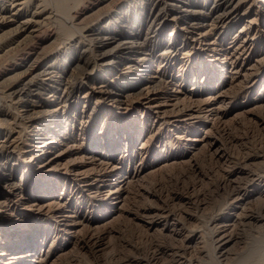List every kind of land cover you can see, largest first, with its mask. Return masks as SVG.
<instances>
[{"label":"rangeland","instance_id":"374dc122","mask_svg":"<svg viewBox=\"0 0 264 264\" xmlns=\"http://www.w3.org/2000/svg\"><path fill=\"white\" fill-rule=\"evenodd\" d=\"M102 1L84 0L78 9H71L73 0L61 5L71 4L68 15L88 28L104 26L106 17L120 9L121 35L144 42L141 53L147 58L127 70L124 57L133 55L126 53L122 63L117 59V65L89 74L84 65L93 64L90 59L101 52L87 53L76 75L95 79L79 93L78 83L74 91L61 86L59 91L64 87L63 97L71 103L66 118L59 120L68 127L56 139L63 148L74 144L75 150L57 165L47 162L48 168L58 170L55 174L33 173L46 166L16 157L7 162L0 175V200L9 196L10 204L0 212V264H264V34L251 29V40L244 42L245 32H240L254 13L232 27L226 25L230 29L225 34L221 29L200 38L194 55L185 57L182 51L166 60V45L179 46L181 40L178 34L168 38L173 27L163 20L164 0H116L113 7ZM196 1V6L212 2ZM47 2L51 7L60 4ZM247 6L239 12L248 13ZM63 12H57V22L47 21L29 44L12 50L3 43L0 84H8L22 71L20 66L39 53L43 57L35 63L38 68L50 59L53 74L68 67L63 58L77 53L54 49ZM115 25H106L104 31L111 32ZM211 44L218 46L215 59ZM226 52L235 55L232 64L222 60ZM32 80L43 85L41 77ZM151 88L154 103L145 102L142 94ZM45 95V102H52L50 94ZM12 145L21 147L19 140ZM54 154L48 151L47 160ZM5 178L18 188L6 189ZM229 236L237 240L224 249L227 259L217 258L219 239ZM21 254L30 255L14 261Z\"/></svg>","mask_w":264,"mask_h":264},{"label":"bare ground","instance_id":"6f19581e","mask_svg":"<svg viewBox=\"0 0 264 264\" xmlns=\"http://www.w3.org/2000/svg\"><path fill=\"white\" fill-rule=\"evenodd\" d=\"M47 1L48 0H5V1H3L4 3L0 6V32L4 31L6 29V31L3 32L4 34L2 36H0V53L3 50V48H2L3 43H6V47L11 48L12 46H18L20 44H27V43L29 44V42L36 40L42 34V32L45 30L44 26H45V23L47 21L50 22L52 20L53 22H57L56 21L58 19V13L57 12L60 13V11L61 12L64 11L63 13L66 14V16L64 18V21H61L59 23L60 33L54 34V39H55L54 41H56L54 49H56V50L64 49V50H67L68 53H71V52L77 53L74 56H69L70 54H68L67 57L65 56L63 58L64 61L69 64L68 67L70 66V68L68 69V67L66 65L65 70L59 72L58 74L57 73L53 74V71H52L53 61L51 59L43 67L42 66L39 68L36 67L35 63H37V60H39L43 57L42 55H40L42 53L36 54L34 57L33 56L30 57L31 59H29L27 62H25L23 65L20 66L21 67L20 70H22V71L18 72L14 76V78H11L13 80H10L8 82V84H6L7 81L5 80L6 85L0 84V137L2 135H4L3 140L0 139V175L2 173H4V171L6 170L5 168H8V167H6V164L12 157H14V158L16 157L15 159L20 160L22 162L27 161L32 166H36L39 164L46 166V168H43L42 170L38 169V167H36L35 169H33V173L47 175L46 173H49V172L51 173L53 171L55 174L58 170H56V168L53 166H51V168H48L47 162L49 161V164H51V165L52 164L57 165V162H59L60 159L63 158V156L66 153H69V152L75 150L74 144L69 145L66 148H63L62 142H60V139H56V137L61 138V134L63 135L64 130L66 131V129L68 127L67 126L68 124L64 125V126H60L61 121H59L60 119L66 118V116L68 115L67 109L69 107V102L71 103V101H69V98L67 96L63 97L64 90L65 89L66 90L71 89L72 91H74L75 87H73V84L78 83L79 85L76 87V90L78 89L77 92L79 93L80 92L79 89L81 87H84L88 82L95 79V77L92 79L89 78L87 76V74H85V73H87L89 71V74H90V73H93L95 71L98 72L99 68H102L104 70V68L114 66V64L117 63L116 62L117 59L120 60V61H118V63L121 62V59H123V57H121V56L123 54H126V53L130 54L131 53L133 55L131 58H125L124 57V59L128 62V66L126 65L127 70L136 68L142 61H144V59L147 58L146 57L147 54L141 53V50L144 49V42H138V41H135L134 39L132 40V37H129V35H127V36L121 35L122 34L121 28H123L124 23H122L123 26L120 27L121 21H119V20H121L123 18V17L121 18L118 16L120 9L119 10L116 9V11H114L111 15L106 17L104 22H102V24L104 26H100L97 28H96V26H93V28H88V27H82L80 25L77 16H69L68 15L70 12L68 9H70L69 7H71V4H70V6L68 5V8L61 5V3H65L69 0H57V2L58 1L60 2V4L57 5V7H56V5L51 7ZM73 1H75V4H74V7L72 6L71 9H73V8L78 9L79 6H81L80 4H82L84 0H73ZM103 1H105V2L108 1L109 7H111V6L113 7L116 0H103ZM49 2H52V0H49ZM55 2H56V0H55ZM71 2H72V0H71ZM71 2H69V3H71ZM130 2L132 4L134 3L132 1H130ZM194 2H197V1L194 0L191 2L188 0H164L165 13H164L163 20L165 21L166 25H172V27H173V29H171V31H170L168 38L170 40L171 37H174L176 34H178L179 35L178 39L181 40V44L179 46L178 45H172V43L166 45V47H165L166 60L173 58L174 57L173 55L175 53H177V52L179 53L182 51H185V52H182V55L184 54L185 57H189V55H194V52H192V50L194 49L193 47H194L196 42L200 41V38L203 39L204 37L209 36L214 32L216 34H219V32H221V29H224V31H222L223 33H221V34H225L227 32L226 30L230 29V28L227 29V27H232L234 25V23L238 22L241 19L246 18L249 15V13H251V12L254 13L253 17H251L250 19H247L246 24L240 30V32H242V33L245 32L246 37H245V39L243 38L244 42H249V40H251V37H248L251 34L250 33L251 29H254V31L258 34H264V0H212V2L206 6L205 5L196 6V5H194ZM128 3L129 2H127V4H125V5H123V8L124 7L127 8ZM244 4L248 5L247 8H245V9L249 10L248 13H245L246 11H244V13L239 12V8ZM54 8H55V11H56V9H58V10L55 12ZM88 9H89V7H88ZM74 11H76V10H74ZM96 11H98V9ZM100 11L103 12V10H100ZM92 13L93 12H91L90 15H92ZM94 13H95V11H94ZM63 16L64 15L62 14V17ZM94 16H95V14H94ZM101 17H103V16H101ZM113 23L116 24L114 30H112L111 32H109V30L104 31L103 27H105L108 24H113ZM223 24H225V25L223 26ZM79 25L81 27H79ZM226 25H228V26L226 27ZM193 30L195 31V33L192 32ZM192 37H193V39H192ZM83 41L87 42V44H85L84 46H82L80 48V46L83 44ZM211 42H215V41H211ZM53 43H55V42H53ZM211 45L213 47L211 48L210 51H212V53L214 54L212 56L214 57L215 55H217L216 53L218 52V48H217L218 46H216L217 44L216 45L211 44ZM22 46H24V45H22ZM28 46L29 45H27V47ZM243 46L245 47L246 45L244 44ZM233 49H235V48H233ZM12 50H14V49H12ZM241 50H242V48H241ZM46 51H47V49H46ZM94 52H96V53L101 52L99 55V58H96L95 56L92 57V59H90V60L94 61V62H92L93 64L88 62L86 65H84L87 67L84 70L85 73L82 75L83 77L77 76L76 71L79 70V68L82 69V67L80 66V64H83L82 59L87 60L88 59L87 53L93 54ZM4 53L2 55H0V58L3 55H5ZM233 57H235V55L233 53H227L224 55L222 60L232 64L234 62ZM52 58H53V60L55 58H57L56 54H54V56ZM214 59H215V57H214ZM145 71H147V69L143 70L140 73V75L144 74ZM12 73L14 75V72H12ZM111 74H112V72H111ZM242 75H243V73H242ZM34 76H35V78L41 77L43 79L42 80L43 82H40V83H42L43 85L37 86V84H35V82L32 80ZM152 76H153V74H152ZM16 77L18 78V81L16 80ZM156 79L157 78L153 77L152 83H155L157 81ZM18 82H20V83H18ZM33 82H34V86L32 85ZM50 84H53V85L50 86ZM55 85H57V87ZM63 85L65 86V89L63 87V89H62L63 92L62 91L60 92L59 90H60L61 86H63ZM33 87H35V88H33ZM152 87H154V86H152ZM154 88H151L152 92H150L151 90L149 91V90L145 89V92L142 93L145 95L144 96L145 102L154 103L153 101H155V99H156V96H155L156 94L153 92ZM169 89L170 88H168V90ZM142 90L143 89H140V92H142ZM47 93L50 94V96L52 98V102H47L48 100L45 102V98H42V96L47 94ZM78 93H77V95H79ZM158 99H159V97H158ZM164 101H165V98H164ZM54 102L55 103L60 102L59 106L60 105L61 106L57 107V105H53ZM170 103H171V101H170ZM175 103H173V105ZM163 104H166V103H163ZM166 105H169V104H166ZM153 106H154V104H153ZM185 108H187V107H185ZM181 114H183V113H181ZM192 114H193V112H192ZM44 122L46 125L44 124ZM1 130H5L6 133H3ZM9 140H10V142H9ZM16 140L20 141V143H21L20 148L19 147L16 148L15 145H12V142H14ZM34 142H37L36 143L37 145L34 149H32L31 145ZM35 149H38L40 151L37 154H35ZM52 150L55 151V154L52 156V158L47 160L46 154L48 151H52ZM92 152L93 151H89L88 154H92ZM101 161H99V162H101ZM101 165H103V163ZM1 178H2V176H1ZM53 180H55V179H53ZM2 181L5 184L4 186L7 187L6 189H8L9 191L12 188H15V187L18 188V186H19V185L13 183L11 181V179H9V178L8 179L5 178ZM47 181L48 182H46V184L50 183L52 181V179L49 178ZM98 187H99V185H98ZM17 188L13 189V191L16 190ZM238 188H236V189H238ZM116 189L117 188L114 189L115 193H116ZM110 192L112 193V191H110ZM261 193L264 196V191H262ZM236 194H237V192H236ZM8 197L9 196H6L5 201L0 200V212L1 213L5 212V209L8 208L7 205H10L9 203H7V205H6V202H8ZM49 205H50V203H49ZM4 206H6L7 208L4 209ZM238 207H240V205L239 206L237 205V208ZM237 215H239V214H237ZM233 216H234V214H233ZM253 220H255V222L261 221L259 219H256L255 217ZM221 224H223V223H221ZM224 225H226V224H224ZM224 225H222V226H224ZM217 227L218 226H216V229H217ZM214 230H215V228H214ZM177 231H178V229H177ZM212 233H211V235H212ZM216 233H217V231H216ZM209 237H210V235H209ZM209 240H211V238ZM236 240L237 239L233 236H229L227 238L223 237V238L219 239L218 243H220V244L218 246V249H216L217 251H214V254L217 255L216 257L220 258L222 260L223 259L226 260L227 256L229 254L224 249L228 245L234 243ZM28 255H30V254H26V255L21 254L20 256L15 257L14 261H17V260L21 261L22 259L28 257ZM182 257H183V255H182ZM263 258H264V256H263ZM29 260H31V259H29ZM182 260H184V259H182ZM261 260H264V259H261Z\"/></svg>","mask_w":264,"mask_h":264}]
</instances>
